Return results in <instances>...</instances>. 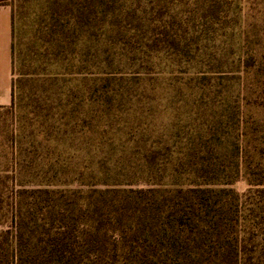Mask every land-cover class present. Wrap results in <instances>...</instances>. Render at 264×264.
Here are the masks:
<instances>
[{"label":"rangeland","instance_id":"1","mask_svg":"<svg viewBox=\"0 0 264 264\" xmlns=\"http://www.w3.org/2000/svg\"><path fill=\"white\" fill-rule=\"evenodd\" d=\"M6 2L0 203L23 186L261 187L264 0L217 18L203 0Z\"/></svg>","mask_w":264,"mask_h":264},{"label":"trees","instance_id":"2","mask_svg":"<svg viewBox=\"0 0 264 264\" xmlns=\"http://www.w3.org/2000/svg\"><path fill=\"white\" fill-rule=\"evenodd\" d=\"M203 1L217 18L223 0ZM254 184L23 186L0 203V264H264Z\"/></svg>","mask_w":264,"mask_h":264},{"label":"crops","instance_id":"3","mask_svg":"<svg viewBox=\"0 0 264 264\" xmlns=\"http://www.w3.org/2000/svg\"><path fill=\"white\" fill-rule=\"evenodd\" d=\"M12 9L0 2V104L11 101Z\"/></svg>","mask_w":264,"mask_h":264}]
</instances>
